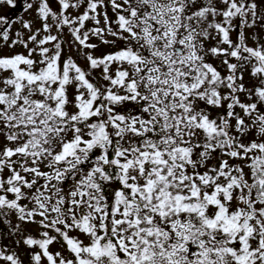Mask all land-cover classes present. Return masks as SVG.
<instances>
[{
	"label": "snow or ice",
	"instance_id": "6c2138e0",
	"mask_svg": "<svg viewBox=\"0 0 264 264\" xmlns=\"http://www.w3.org/2000/svg\"><path fill=\"white\" fill-rule=\"evenodd\" d=\"M22 11L0 16V224L31 264H264V0Z\"/></svg>",
	"mask_w": 264,
	"mask_h": 264
},
{
	"label": "rangeland",
	"instance_id": "374dc122",
	"mask_svg": "<svg viewBox=\"0 0 264 264\" xmlns=\"http://www.w3.org/2000/svg\"><path fill=\"white\" fill-rule=\"evenodd\" d=\"M53 6L55 7V4H54ZM6 10H7V6H6V5L0 6V15H4V14L6 13V16H8V11L6 12ZM72 14H73V15H76V12L73 11ZM108 14L113 16V12H112V10H111L110 7L108 8ZM22 16H23V19H25V20H28V19H32V18H33V17H31L28 13H24V14H22ZM88 26L91 27V23H89ZM15 27L18 28L17 25H16ZM36 27H39V24H37ZM64 38L66 39L67 37H64ZM233 39H235V34H233ZM91 42H93V43H97V44L99 45V41H98L97 39H95V38H93V40H92ZM64 47H65V55H68L69 53H72V54L74 55V53H75V48H73V49H68L67 45H65ZM111 50H113V49H110V48H108L107 46H104V45H100V46L98 47V49L95 51V55L100 56V55H102V54H104V53H106V52H108V51H111ZM17 51H23V49H17ZM5 54H8L7 50H5ZM74 58H75V56H74ZM78 62H79L82 66H86V63H85L83 57H81L80 60H79ZM214 63H219V62H218V61H214ZM97 75H99V73H97ZM213 163H215V161H213ZM12 218H13L14 220L16 219L14 214L12 215ZM9 221H10V220L4 222L5 224H2V225H1V228L4 230L3 232H5L4 234L7 235V238H6V237L4 238V237H3L4 234L2 233L1 240L4 241V240L7 239L6 244H7V243H14L15 246H16V249L21 250V251H20L21 253H25L26 250H27V247L23 246L22 244L16 243L17 235H16L15 233H12V234L10 235V233H11V225H12V224H11ZM16 223H19V222L16 220ZM14 224H15V223H14ZM22 225H27V224H22ZM22 229L25 230L24 227H22ZM23 234H24L25 236H27V234L24 233V231H23ZM3 238H4V240H3ZM82 238H83V237H82ZM13 241H14V242H13ZM8 246H9V245H7V246L5 245V247H7V248H8ZM2 247H4V245H3V246H0V248H2ZM51 250H52L53 252H55V251H59V250H57L56 248H53V247L51 248ZM0 264H3V263L0 262Z\"/></svg>",
	"mask_w": 264,
	"mask_h": 264
},
{
	"label": "trees",
	"instance_id": "16d2710c",
	"mask_svg": "<svg viewBox=\"0 0 264 264\" xmlns=\"http://www.w3.org/2000/svg\"><path fill=\"white\" fill-rule=\"evenodd\" d=\"M16 3H17V7L16 8H12V7H9V6L6 5L7 6L6 12L8 11V16H11L14 19L17 16L24 14L23 11H22V0H16ZM0 16H6V13L4 15H0ZM110 16H112V15H110ZM113 17H114V14H113ZM17 26L19 27L18 24H17ZM213 115H215V112H213ZM9 220H10L11 224L16 223V219L14 220L12 218V215L9 217ZM2 224H5V223H2ZM2 224H0V246L4 245V247H5V245L6 246L9 245L8 248H7L9 252H13V251L16 252L20 256V258L22 259L23 264H31V261H30L31 250L30 249L27 248L25 253H21L20 252L21 250L16 249V246H15L14 243H7L6 244L7 239L4 240V238L5 237L7 238V235L4 234L5 232H3L4 230L1 228ZM21 227L25 228V230H23V231L27 235L31 234L33 236H37L39 231H40V229L36 225L27 224V225H21ZM2 233L4 234V236H3L4 237L3 238L4 241L1 240ZM52 247L56 248L59 251H63V249L60 248L59 244L53 245Z\"/></svg>",
	"mask_w": 264,
	"mask_h": 264
}]
</instances>
